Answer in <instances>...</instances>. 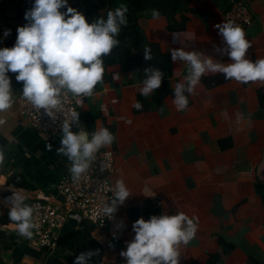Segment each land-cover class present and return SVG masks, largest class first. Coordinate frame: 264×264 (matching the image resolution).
<instances>
[{
	"label": "crops",
	"instance_id": "0c3cea01",
	"mask_svg": "<svg viewBox=\"0 0 264 264\" xmlns=\"http://www.w3.org/2000/svg\"><path fill=\"white\" fill-rule=\"evenodd\" d=\"M230 1L191 0L181 13L172 15L170 30L161 14L159 19H153L151 11L138 16L140 48L154 43L169 54V93L160 106L144 97L148 109L136 110L133 104L141 97L144 76L114 65L105 69L93 96L77 104L80 124L89 132L113 128L114 142L100 149L114 151L112 196L118 179L126 182L132 195L117 206L113 222L104 229L70 214L55 251L41 250L32 238L18 236L3 203L12 193L27 203L35 199L59 203L55 182L69 174V161L56 153L61 135H41L30 127L19 112L23 82L15 80L17 73H8L15 103L0 114L6 121L0 125V146L8 149L0 168V264H73L86 250H99L91 264H126L120 252L134 237L132 224L141 217L148 220L178 211L198 219L196 236L181 246L179 264H264V84L206 73L185 111L178 112L173 105L175 84L183 81L187 65L171 60L169 49L181 47L173 43L172 33L190 40L188 50L215 56L213 46L221 45L222 37L214 25L224 22ZM244 2L253 16L245 31L252 43L246 58L255 61L264 58V0ZM33 3L0 0V48L15 44L17 27L27 23L24 13ZM6 29L11 30L7 37ZM222 62L230 60L224 56ZM120 221L124 227L116 230Z\"/></svg>",
	"mask_w": 264,
	"mask_h": 264
},
{
	"label": "clouds",
	"instance_id": "9594fccd",
	"mask_svg": "<svg viewBox=\"0 0 264 264\" xmlns=\"http://www.w3.org/2000/svg\"><path fill=\"white\" fill-rule=\"evenodd\" d=\"M150 11L153 19L160 18L159 10ZM127 12V5L121 3L114 10L107 11L106 19L97 17L89 23L81 12L68 5V0H34L32 7L24 13L27 23L17 27L15 44L11 48H0V114L7 113L14 106L8 73H17L15 80L23 82L22 97L35 112L43 113L53 124L59 121L61 137L56 153L69 161L68 172L74 184H78L91 170L97 153L102 148L110 147L115 136L105 127L89 132L80 124L79 113L74 109L65 117L66 101L74 97L77 104L82 105L83 98L93 96L96 86L103 83L106 71L104 57L119 46L118 37L128 23ZM214 27L222 37V44L213 46L215 56L188 50L187 41L190 40L172 33L173 43L181 47L169 49L171 60L187 65L183 81L174 87L173 105L178 112L187 109L189 96L206 73H221L226 80L240 83L264 84V58L255 61L246 58L252 43L246 39L245 30L231 20ZM10 32V29H6L4 36L7 37ZM224 56L230 62H222ZM152 59L151 48L145 46L143 60ZM144 75L140 95L150 97L161 87L165 73L155 66H149L144 69ZM133 107L139 111L143 105L137 101ZM160 111L163 112L164 108L161 107ZM5 122L0 119V125ZM73 127L78 130L72 131ZM47 148L52 151L51 144ZM6 151L8 149L0 146V168L5 163ZM144 191L150 190L146 188ZM131 195L126 182L116 180L114 195L102 208L106 218L114 219L117 206L123 205ZM3 203L8 208L9 220L16 225L17 235L31 239L36 228V206L28 204L25 197L16 193L5 197ZM123 227V221L115 225L116 230ZM132 231L133 239L126 242V250L120 252L126 264H179L181 246L188 245L196 236L198 219L190 218L182 211L174 215H152L148 220L138 218L132 224ZM97 255L99 250L82 251L73 264H91Z\"/></svg>",
	"mask_w": 264,
	"mask_h": 264
},
{
	"label": "built area",
	"instance_id": "2783aa9c",
	"mask_svg": "<svg viewBox=\"0 0 264 264\" xmlns=\"http://www.w3.org/2000/svg\"><path fill=\"white\" fill-rule=\"evenodd\" d=\"M234 21L245 31L252 25L253 16L244 0H231L223 14V21ZM86 98V97H84ZM83 98V99H84ZM76 98L66 101L64 116L76 110ZM20 115L30 127L41 135H61L59 121L53 122L43 113H36L32 106L21 96ZM80 122V121H79ZM115 155L111 149L99 151L91 170L78 184L71 181L70 174L61 175L55 182V189L61 196L59 203L32 200L28 204L36 206L32 241L34 245L46 251H55L59 233L66 225L70 214H76L98 228H107L113 222L102 212L105 203L112 199L111 176L114 173ZM103 166V171L101 167ZM156 207L160 202H155Z\"/></svg>",
	"mask_w": 264,
	"mask_h": 264
},
{
	"label": "trees",
	"instance_id": "16d2710c",
	"mask_svg": "<svg viewBox=\"0 0 264 264\" xmlns=\"http://www.w3.org/2000/svg\"><path fill=\"white\" fill-rule=\"evenodd\" d=\"M191 0H124V4L128 7L127 27L122 28L121 34L118 37L120 44L117 48L112 50L109 56L104 57L105 69L109 66H118L122 72H137L143 74L144 69L149 66H155L162 70L165 75L162 80V85L159 89L155 90L150 98L154 101L155 105L160 106L163 96L169 93L167 78L170 75V63L169 54L163 53L159 49L157 44H150L148 47L152 50L153 59L151 61L143 60L144 48H140L141 37L138 32L136 21L138 16L144 11H150L151 9L159 10L160 14L167 19V29H172V15L177 13L186 6ZM121 4L119 0H68V5L81 12L87 22L91 23L97 17H104L106 19V13L109 10H114ZM64 11V9H61ZM99 85L96 86V90ZM160 92H164L161 96ZM139 102L143 105L141 110H147L148 105L143 101L146 99L141 96ZM146 106V107H145ZM139 110V111H141ZM108 128V127H107ZM111 129V130H110ZM113 128H108L112 133Z\"/></svg>",
	"mask_w": 264,
	"mask_h": 264
}]
</instances>
